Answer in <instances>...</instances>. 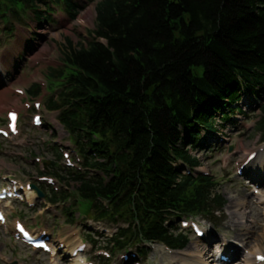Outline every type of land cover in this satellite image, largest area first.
<instances>
[{
  "label": "trees",
  "instance_id": "16d2710c",
  "mask_svg": "<svg viewBox=\"0 0 264 264\" xmlns=\"http://www.w3.org/2000/svg\"><path fill=\"white\" fill-rule=\"evenodd\" d=\"M54 7L72 19L80 9L73 0H0V18L8 24L10 14L40 16L44 8L52 19ZM96 12L90 40L51 75L57 87L47 101L80 166L52 161L40 174L60 187L40 189L49 203L67 204V221L77 207L115 228L86 236L110 252L99 264L132 252L146 259L151 244L183 250L189 234L174 223L215 218L227 203L219 182L196 171L193 152L218 121L232 122L227 111L242 93L261 99L256 130L264 142V0H99ZM40 89L27 93L38 98ZM51 151L63 159L56 145Z\"/></svg>",
  "mask_w": 264,
  "mask_h": 264
},
{
  "label": "rangeland",
  "instance_id": "374dc122",
  "mask_svg": "<svg viewBox=\"0 0 264 264\" xmlns=\"http://www.w3.org/2000/svg\"><path fill=\"white\" fill-rule=\"evenodd\" d=\"M73 1L80 5L75 19L63 7H54L50 15L52 19H47L49 14L44 8L40 16H35L32 11H26L19 19L10 14L8 24L0 18V129L6 127L8 111L20 113V133L10 138L0 134V186H5L10 177L22 181L23 185L35 184L37 177L43 176L41 171L49 172L52 161L56 166L64 165L66 158L60 161L51 151L53 145L68 152L72 156V162L79 163L69 134L57 120V113L47 110L48 98L53 96L52 90L57 87L53 85L57 81L51 75L62 71L64 54L89 41L91 33L96 29V5L99 0ZM91 7H94L95 19L89 24L79 17ZM21 29L26 32L22 40H19ZM38 54L40 55L37 56ZM42 54L44 56L39 58ZM36 57L39 59L34 61L33 58ZM35 84L40 86L41 95L32 99L27 92ZM18 90H23L25 94L18 93ZM36 102L41 104L40 109L35 108ZM36 113L41 114L44 120L43 126L38 128L32 122V116ZM248 114L250 117L235 122L224 121V127L219 130L220 136L213 137L204 133L202 148L193 152L201 162L197 171L208 173L219 182L218 190L227 202L223 212H217L215 218L199 216L195 219L204 227L205 237L198 238L190 227L184 228L181 221L174 223L181 228L180 231L189 234L187 247L182 251H175L155 244L151 246L146 259L132 256V259H136L135 262L181 264L179 259L172 260L177 255L186 259L194 257L197 264H244L246 257L252 259L249 252H253L256 245L264 248V241L260 236L264 233V202L261 199L264 197V158L259 159V154H264V143L256 130L261 115L259 112ZM250 152H257V156L253 161L247 162ZM242 166L244 168L240 174L239 168ZM31 193L28 201H31L30 204L34 203V206L19 200L0 203V209L8 217L7 223L0 225V264H73L77 261V258L70 257L67 248L53 256L35 251L15 240L13 233L17 221L24 222L36 231L47 230L54 240H64L69 247L68 251L85 243L88 248L78 258L85 259L89 264H99V252L95 253L96 248L86 240V236L93 231L112 233L115 228L103 222H95L91 217H79L77 207L74 210V222H69L63 213L67 204L52 205L37 199L34 190ZM247 230L249 234L245 235ZM111 233L106 235L111 236ZM95 236L105 245L104 238ZM226 246L234 247L237 255L230 258V253L222 250ZM197 249L200 251L198 254L193 252ZM218 251L228 256V263L221 262L223 260L217 254ZM129 261L116 257L110 264Z\"/></svg>",
  "mask_w": 264,
  "mask_h": 264
},
{
  "label": "bare ground",
  "instance_id": "6f19581e",
  "mask_svg": "<svg viewBox=\"0 0 264 264\" xmlns=\"http://www.w3.org/2000/svg\"><path fill=\"white\" fill-rule=\"evenodd\" d=\"M79 19H84L85 20V23H89V24H92L93 22H94V19H95V13H94V7H91L90 9H87L80 17H79ZM26 32V30H24V29H21L20 30V33H19V40H22L21 38H22V36H23V34ZM40 54H38L37 56H39ZM44 56V54H42V56H40L39 58H42ZM39 58H33V60L34 61H36L37 59H39ZM44 61H46V59L44 60ZM3 92H5L4 90H3ZM1 93L2 92H0V101L2 100L1 98H2V95H1ZM251 153H253V152H250L249 154H248V156L251 154ZM247 156V157H248ZM262 158H264V154H259V159H262ZM32 193L31 192H29V191H27V195H28V199H29V197H30V195H31ZM261 199H263L262 201L264 202V197H262ZM15 225H16V223H15ZM246 234H249V231L247 230V233H245V235ZM260 236H261V239H262V241H264V233H262V234H260ZM243 241L245 242V237H244V239H243ZM244 242H241V243H244ZM229 247V248H228ZM226 246V248H225V251H228V252H230V250H232V252H230L231 254L230 255H232L233 257H235L236 255H237V253H236V249L234 248V247H232V246ZM262 249H264V248H261L260 247V245H256V247H255V250L253 251V252H249V255H252V259L250 258V257H246L245 259H244V264H264V262L263 263H260V262H258L257 260H256V257L258 256V255H263L264 256V252L262 251ZM234 251V252H233ZM193 252H195V253H200V251L197 249V250H195V251H193ZM55 252L53 251V254H54ZM177 259H179V261L181 260V264H197L196 262H195V259H194V257H188L187 259L186 258H180V257H178L177 255L176 256H174V257H172V260H177ZM200 259L197 257V261H199ZM81 262H80V264H83V260H80ZM199 264V263H198Z\"/></svg>",
  "mask_w": 264,
  "mask_h": 264
},
{
  "label": "water",
  "instance_id": "95a60500",
  "mask_svg": "<svg viewBox=\"0 0 264 264\" xmlns=\"http://www.w3.org/2000/svg\"><path fill=\"white\" fill-rule=\"evenodd\" d=\"M33 188H35L38 191V194L41 198L44 197V193L40 191L37 186L34 185Z\"/></svg>",
  "mask_w": 264,
  "mask_h": 264
},
{
  "label": "snow or ice",
  "instance_id": "6c2138e0",
  "mask_svg": "<svg viewBox=\"0 0 264 264\" xmlns=\"http://www.w3.org/2000/svg\"><path fill=\"white\" fill-rule=\"evenodd\" d=\"M13 119H15V117L13 116Z\"/></svg>",
  "mask_w": 264,
  "mask_h": 264
}]
</instances>
